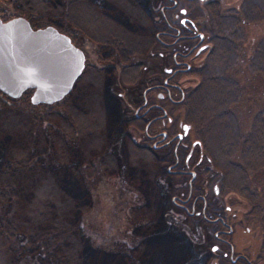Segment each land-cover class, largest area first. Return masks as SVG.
Returning a JSON list of instances; mask_svg holds the SVG:
<instances>
[{"label": "rangeland", "instance_id": "rangeland-1", "mask_svg": "<svg viewBox=\"0 0 264 264\" xmlns=\"http://www.w3.org/2000/svg\"><path fill=\"white\" fill-rule=\"evenodd\" d=\"M252 1L218 0L224 14H228L232 11V8H237L243 2L246 6L252 5ZM259 1H262L264 6V0ZM164 2L166 0H142V11L145 15L144 31L149 32L153 24L157 28L163 26L164 23L159 8ZM202 3L204 2L200 0H184L179 5L188 6V11L192 15L191 18L198 29H202L204 26V34L209 36L212 32L211 20L205 7L203 12L200 13L198 7ZM52 4L50 3L49 6L52 7ZM92 4L97 6L93 10V19L102 10H110L119 22L125 20L128 27L133 24L131 19H127L131 18L127 12L129 10H126L122 3L113 2L111 6H107L106 1L91 0V8H93ZM72 5L74 6L75 3ZM64 6L67 7L66 0ZM56 7L59 6L56 5ZM24 11L30 12L25 3L21 5L16 0H0V15L5 19L22 15L21 12ZM246 13H248V17L245 20L242 19L243 22H236V19L226 17V39L229 45L228 58L224 64L209 70L211 73L226 76L236 83L237 88L233 100L227 106V110L230 111L234 130L240 135L249 131L253 116L259 115L264 119V13L261 15L254 8L248 12L246 11ZM151 16L155 18L154 23ZM46 17L48 16H44V19ZM53 18L52 22L54 24L66 30L72 27L70 24L68 26L67 21L60 16H53ZM32 20L38 21L37 18H32ZM205 26H209V29ZM72 31L76 33L72 36V40L82 50L85 61L89 63L96 62L98 59L95 56V45L88 38V32L84 34L83 30L75 27L72 28ZM155 46V52L161 49L157 43ZM207 51L208 49H205L193 58V69L203 65ZM168 56H170L169 49L166 56L158 57L156 55L154 61L150 55L138 57L137 59H140L145 65L140 80L135 85H121L117 77L112 81L109 87L112 93L114 95L119 93L122 97L121 104L117 103L116 107L113 103L107 104L112 117H116V114L122 117V114H128L132 111L139 100L140 91L143 87L142 83L147 78V74L150 70L155 69V76L160 80L162 66L167 64ZM193 69L188 72H181L175 78L181 87L185 89V93L199 80V75ZM79 85L78 83L75 86L74 91L79 88ZM20 94L11 97L0 90V99H5L11 104L10 106L17 103L23 104L25 99ZM6 108L7 106H4V109ZM171 108L169 114L176 121L185 119L183 104L181 106L172 105ZM13 114L18 115L19 111L15 110ZM52 130V128H42V132L37 131V134L32 137L37 143L30 144L28 147L25 144L30 142L24 137L17 138L13 135L11 138L13 141L8 137V134L14 133V129L10 128L0 133V139L4 142V145L0 146V168L8 169L5 181L8 189L5 193H0V251L3 252L4 260L7 262L3 264H77V262L86 264L89 257L87 251L89 250L129 251V247L143 239V236L138 235L134 230L138 225H142L143 221L147 220L148 215L146 210L138 212L136 209L137 205L144 202L146 195L140 193L132 184L128 183L123 177L122 169L120 170L121 174L117 175L102 173L99 167L100 154L91 158L93 163L92 172L86 170L87 173L82 169V166L79 169L77 168L78 172L73 169L62 168L57 173L60 176L59 178L55 177L53 170L48 167L43 168L40 163H34V157L29 159L30 161L26 166L25 160L18 163V160L26 156L25 151L26 153L38 151L44 145L46 146ZM134 135L136 140L138 137L139 140H142L141 132ZM45 136L48 142L44 140ZM5 141H7L6 144ZM16 149H22L23 156L14 159L11 163L7 162L10 157L9 154ZM109 149H112V147L109 146ZM50 153L55 160V152L52 150ZM156 153L159 155V151ZM202 154L203 160L197 166L198 176L194 186L196 191L204 194V196H196L195 202H191V197L187 196V198L185 197L186 204L184 203L186 208L179 207L172 201L174 197L168 196V193L170 191L171 193L184 195L186 182L185 179L175 181V178H171V189H166L165 196H163L165 201V205L161 210L163 218L169 223L168 225H171V231L174 229L177 233L183 235L182 237L186 239L187 245H185L189 247L186 250L190 249L192 253L197 255L198 264H231L228 258L222 255L223 252H228V245L214 237L216 229H228L219 224L218 221H207L203 218V216L212 218L216 214L221 215L231 227H229L230 231H226L223 236L231 243L233 250L243 253L258 264H262L264 260V234L258 216L249 213V203L234 189L220 188L218 182L219 171L207 160L203 150ZM195 157L193 156V160H195ZM234 157L236 160L238 159L237 155ZM155 160L157 165V159L155 158ZM31 165L34 167V172L29 169ZM80 165L83 164L80 163ZM81 172L83 173L84 183L72 178V176H79ZM246 177L249 186L258 193L259 203L264 206V166L247 172ZM37 182L47 184L44 195L51 196L52 199L36 200L34 187L37 186ZM213 184L218 185L217 191L213 190ZM55 187L58 188V191ZM169 188L170 186H168ZM85 190H87L89 196H86ZM56 203H59L60 209H57ZM58 211L59 213H57ZM67 214L71 216H67ZM164 229L161 227L162 231ZM41 235H44V240H41ZM46 235L48 237L45 238ZM57 240L58 243H56ZM178 242L179 245L184 244L180 243V240ZM146 244L147 242H144L143 246ZM153 244L158 243L153 242ZM213 248L216 251H213ZM139 252L140 250L136 253ZM154 252L152 250L149 252V259L157 264H174L181 256L186 257L183 254L175 257V253L172 252V259L163 258L158 260L154 259ZM162 254L170 257V254ZM156 257L158 256L156 255ZM137 258L139 257H135V259Z\"/></svg>", "mask_w": 264, "mask_h": 264}, {"label": "trees", "instance_id": "trees-1", "mask_svg": "<svg viewBox=\"0 0 264 264\" xmlns=\"http://www.w3.org/2000/svg\"><path fill=\"white\" fill-rule=\"evenodd\" d=\"M16 1L21 5L23 3L27 5L30 12L24 11L21 14L33 27L51 23L58 30L67 33L71 39L76 34L72 31L74 27L83 30L84 34L89 33V19L92 18L91 23L94 24V32L98 35H95L94 38L99 42H104L108 33L117 36L115 41L117 48L112 47V51L109 50L108 53L114 54L115 52L123 62L120 80L124 84L134 83L138 78L140 63L129 62L130 56L143 53L147 45L152 40L155 41L151 36L152 26L149 32L144 31L143 28L145 15L142 11V0H105L107 6H111L113 2H118L122 3L126 10H129L127 12L131 18L127 19H131L133 23L129 27L125 20L119 22L110 10H102L93 19V10L97 6L92 4L93 8H91V0H66L67 7L64 6L65 0ZM105 1L101 0V2ZM50 3H53L52 7L49 6ZM73 3H75L74 6ZM93 3L95 4L94 1ZM251 3L252 5L246 6L243 2L237 8H232L228 14H224L218 0H206L204 2L212 25V32L208 38L210 46L206 52L203 65L193 69L199 75V80L186 91L182 104L184 105L185 120L192 125L207 160L220 173L218 179L220 188H232L247 200L250 205L249 213L258 216L264 234V206L259 203L258 193L249 186L246 177L247 172L264 166V119L259 115L253 116L249 131L243 135L238 134L234 130L230 111L227 110V106L233 100L237 88L236 83L226 76L209 72L211 68L224 64L228 58L226 17L234 18L236 22H243L248 17L246 11L248 12L253 8L263 15L262 1L253 0ZM56 5L59 7L57 8ZM101 5L103 6V4ZM90 10L92 11L91 14ZM44 16L48 17L44 19ZM53 16H60L67 21L68 26L70 24L72 27L66 30L54 24L52 22ZM1 17L4 19L3 16ZM32 18H37L38 21H33ZM122 24L123 26H121ZM156 43H158L157 40ZM106 68L96 67L93 71H87L86 68H83L70 91L60 100L50 104L30 102L29 94L32 88L29 87L20 94L25 99L23 104L17 103L10 106V103L5 99L1 100V98L0 133L10 128L14 129V133L8 134V137L10 139L13 135L17 138L24 137L30 142L25 144L28 147L30 144L37 143L32 138L37 134V131L42 132V128H52L49 142L46 136L44 139L48 142L47 145L38 151L27 153L25 151L26 156L18 160V163L25 160L26 166L30 161L29 159L34 157V163H40L43 168L48 167L53 170L55 177L59 178L57 173L62 168L73 169L78 172L77 168L82 166L85 171L92 172L91 158L100 154L99 167L102 173L117 175L121 174L120 170L122 169L123 177L128 183L146 195L144 202L137 205L136 209L138 212L146 210L148 218L134 230L138 235H142L143 239L129 247V251L126 252L103 251V249L102 251L89 250L87 251L89 257L86 264H157L149 259L151 250L155 251L154 259L165 258L170 260V258L172 259L171 253L174 252L175 257L181 254L186 255V257L181 256L174 264H178V262L179 264H198L197 255L192 253L190 249L186 250L189 247L186 246V239L182 237L183 235L174 229L171 231V225H168L169 223L163 218L161 210L165 205L163 196L166 190L155 181V176L160 173L155 157L146 148L134 142L126 131L127 124L136 123V121L119 117L116 113V117H112L108 111L107 104L113 103L116 107L118 97L109 88L111 75ZM78 83L80 84L79 88L74 91ZM4 106L7 108L4 109ZM15 110L19 111L18 115L13 114ZM2 145L4 142L0 139V146ZM109 146L112 149H109ZM21 150L12 151L7 162L11 163L14 159L22 157L23 152ZM52 150L55 152V160L50 153ZM235 155L238 156L237 160ZM29 169L34 172L33 165ZM7 170V168H0V193H5L8 189L5 182ZM80 174L77 177L72 176V178L84 183L83 173ZM39 183L37 182V186L34 187L36 200L52 199L51 196L44 195L47 184L45 182ZM55 189L58 191L57 187ZM85 193L86 196H89L87 190ZM55 206L57 209L61 207L59 203H56ZM67 216L71 215L67 214ZM161 227L165 229L162 231ZM44 235H41V240H44ZM46 237L48 236L46 235ZM179 240L180 243L184 244L179 245ZM144 242H147L145 246H143ZM153 242L158 244L154 245ZM138 250L140 252L136 253ZM162 253L170 254V257L164 256ZM3 255V252L0 251V264L6 262ZM135 257H139L138 260ZM79 263L77 262V264ZM262 264H264V260Z\"/></svg>", "mask_w": 264, "mask_h": 264}, {"label": "flooded vegetation", "instance_id": "flooded-vegetation-1", "mask_svg": "<svg viewBox=\"0 0 264 264\" xmlns=\"http://www.w3.org/2000/svg\"><path fill=\"white\" fill-rule=\"evenodd\" d=\"M183 1L184 0H166V2L160 5L159 12L164 24L161 28H157L155 24L152 25L153 31L151 36L155 41L152 40L151 43L147 45V50L145 49L143 54H133L130 56L129 62L140 63L138 78L134 83L124 84L121 82L120 70L123 62L115 52L114 54L112 52L108 53L109 50L112 51V47L117 48L115 43L117 36L108 33L104 38L105 41L99 42L94 38L96 32H94V24L91 23L92 18H90L88 38L95 45V56L99 61L96 60V62L89 63L85 61L82 50L73 42L72 38L70 39L69 35L66 34L70 41L79 48L83 54L81 69L67 92L73 87L76 78L83 68H86L87 71H93L96 67H107L106 69L110 71L111 75L110 85L116 77L121 85H135L137 81L140 80L141 72H143L145 65L137 58L142 55H150L154 61L156 55H158V57L166 56L169 49L170 56L167 57V64L162 66L160 80L155 76V69L150 70L147 74V78L142 83L143 87L140 91L138 102L134 105L130 113L122 114V118L134 119L136 121V123L128 124L126 131L134 142L146 148L157 159V167L160 173L156 175L157 178L155 177L156 183H159L165 190H170L172 186L170 182L171 178H175V181L185 179V194L181 195L169 191L168 196L174 197L172 201L176 205L181 208H186L185 197L187 198V196H189V198L191 197L190 201L195 202L196 196H204V194L197 192L194 186V182L198 176L197 166L200 165L203 160L202 148L199 140L195 136L192 125L185 119L176 121V119L169 114V111L172 110V105L181 106L185 94V89L175 80L176 76L181 72L192 70L193 58L201 51L208 49L210 42L208 39L209 36H205L204 34V26L202 25V29H198L196 23L191 18L192 15L188 11V6L179 5V3ZM200 1L205 2L206 0ZM203 4L204 3L198 7L200 13L203 12V8L205 7ZM91 13L92 11L90 10V14ZM151 19L154 23L155 18L151 16ZM209 26L205 27L208 28ZM156 40L158 46L161 47L157 52H155ZM182 44H184V46H182ZM175 92H177V94H175ZM66 93L52 102L43 103L50 104L58 101ZM116 95L118 97V103L121 104V94L118 93ZM138 132L142 133V140H139V137L136 140L134 134ZM158 151L159 155L156 153ZM193 156H196L195 160H193ZM168 186H170L169 189ZM217 189L218 185L213 184V190L217 191ZM203 218L207 221H218L219 224L228 229H216L214 237L220 240V242L228 245V252H223L222 255L228 258L231 264H258L255 260H251L243 253L233 250L231 243L223 236L226 231H230V226L221 215L216 214L212 218L203 216Z\"/></svg>", "mask_w": 264, "mask_h": 264}, {"label": "water", "instance_id": "water-1", "mask_svg": "<svg viewBox=\"0 0 264 264\" xmlns=\"http://www.w3.org/2000/svg\"><path fill=\"white\" fill-rule=\"evenodd\" d=\"M82 64L81 50L54 25L0 16V90L7 95L29 87L32 103L52 102L68 91Z\"/></svg>", "mask_w": 264, "mask_h": 264}, {"label": "snow or ice", "instance_id": "snow-or-ice-1", "mask_svg": "<svg viewBox=\"0 0 264 264\" xmlns=\"http://www.w3.org/2000/svg\"><path fill=\"white\" fill-rule=\"evenodd\" d=\"M213 251H216V249H215V248H213Z\"/></svg>", "mask_w": 264, "mask_h": 264}]
</instances>
